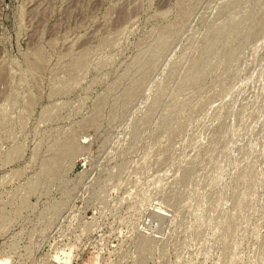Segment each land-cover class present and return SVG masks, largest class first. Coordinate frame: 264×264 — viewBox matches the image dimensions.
Masks as SVG:
<instances>
[{"label":"rangeland","instance_id":"rangeland-1","mask_svg":"<svg viewBox=\"0 0 264 264\" xmlns=\"http://www.w3.org/2000/svg\"><path fill=\"white\" fill-rule=\"evenodd\" d=\"M264 264V0H0V264Z\"/></svg>","mask_w":264,"mask_h":264},{"label":"bare ground","instance_id":"bare-ground-1","mask_svg":"<svg viewBox=\"0 0 264 264\" xmlns=\"http://www.w3.org/2000/svg\"><path fill=\"white\" fill-rule=\"evenodd\" d=\"M2 264V263H1Z\"/></svg>","mask_w":264,"mask_h":264}]
</instances>
